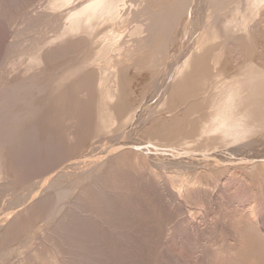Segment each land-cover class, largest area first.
Masks as SVG:
<instances>
[{"label": "rangeland", "instance_id": "rangeland-1", "mask_svg": "<svg viewBox=\"0 0 264 264\" xmlns=\"http://www.w3.org/2000/svg\"><path fill=\"white\" fill-rule=\"evenodd\" d=\"M62 1L63 0H58V1L56 0L54 1L53 0L52 1L51 0H10V1L0 0V72H1L0 73V86H1L0 87V97H1L0 106L3 105L2 108L5 109V111H7V109L10 108L8 109L10 113L8 111L7 113H9L12 116L11 118V117H8L10 115L6 114L3 116V118L6 117L5 119H1L2 117H0V120H1L0 123L2 122L3 125L6 124L7 127H12L11 126L12 120H15L13 121V125L15 126V132H14V126H13L14 134H12L9 139L5 138L6 141L3 140V143L5 144L0 142L2 144V146H0V151L3 150L2 152H0L2 153L0 154V159H1L0 160V214L2 212L0 216V240H1L0 241V264H41V263L44 264L45 261H48L51 258V256L52 258H55V259L51 258L49 262L50 261L55 262V260L58 259L55 262L56 264H213V263L214 264H264V258H263L264 257V242H263L264 241V171L262 172V170H264V164H263L264 163V145H263L264 144V133H262L263 136H261V134L260 136L255 135L253 137H251L252 135L251 136L249 135L248 136L249 138L246 135L245 139H244V136H245L244 134V136L241 135V138L243 136V139L241 140L236 139V141L234 139L231 140L230 138H228L230 140L228 141L227 144L218 145L215 148L204 149V151L203 149H200V151L197 150V147L195 146L196 145L195 142H194L195 144L193 143L185 144L183 147H190L193 150L177 158L167 156V157H164V159L159 160L158 158L152 156V154L155 152L164 153L158 149H152L153 151L149 150L150 152H147V155L145 157L146 159L144 162L142 161L141 158L140 160L139 158L137 159L135 158V160L137 161L136 162L135 160H133L134 158L130 159V155L123 154L122 156L118 158L117 160L118 162L116 161L117 164L115 163L116 165L115 166L113 165L112 169L108 170V172L106 173L102 172V175L99 174L101 173L100 170L103 167V165L106 164V161L108 159L113 158L115 156L114 154H118V153L121 154L124 148L125 149L134 148V147L126 146L127 148L124 147L123 149H116L115 151H113L111 155L106 156L107 155L106 153L112 148L111 146H114L115 144H119L123 140L128 143L133 142L132 137H133V140L141 137L139 133L141 134L144 131L146 132V129L147 128L149 129L151 127V125L150 127H148V125L152 124L153 121H154L153 124H155V122L158 121V119L162 118V115H163V118L169 119L170 121L173 118H176L177 116L180 117L184 115L183 109L185 108V106L181 104L180 102L179 105L182 108L180 106H177L178 105L177 103L175 104V106L177 107V110H175L176 108L175 106H174L175 107L174 109H168L167 104L164 102L166 98L164 95L165 87H162L158 91L157 94L155 93L153 94V92L151 93V97L153 95V98L151 97L148 98V100L150 99L151 102L145 101L146 103L144 107L146 106L148 107H146V109L142 111V114H141L142 116L140 115V118H139L140 120H138L140 124L138 123V125L137 124L135 125L136 127V129L134 127L135 130L132 129V127L127 128L123 130L125 134L123 135L117 134L116 136V131H114L113 129L112 131L108 132L105 135L100 134L99 137H96L94 139L85 138V141H84L83 140L84 138L82 139L83 137L82 134L85 131H87L86 129L90 126L88 125L90 124L89 122L90 119L89 118L86 119L85 116H87L88 114L87 108L91 104H93L92 92L88 91L87 87H84L83 88L84 90L81 89V91L83 92L81 93L77 92L78 95H75L76 97L73 95V93H71L72 95L70 94L69 91L73 90L72 87L74 86L73 84L78 79L77 76L68 80L65 84H63V86L61 87L62 89L60 88L61 90L58 89L54 93L50 92L51 87H53L52 86L53 76L45 75L42 78L38 79V81L37 79H35L37 82H34L35 80L33 79L32 80L29 79L33 75H36V74L41 75L40 74L41 70H43L42 66L36 67V65H33L31 62H29L31 61V53L37 47L32 44L33 43L32 41L34 40L31 38L32 34L30 32L31 31L35 32L34 34L38 33L40 35V38L38 39L39 41L41 37L45 38V40L42 38L43 41H46V40L48 42L52 40L59 41V40H54L56 36L55 34H57L56 29L57 28L58 29L60 28L69 29L71 26V21L69 20L70 19L69 16H71L72 14L71 12H67V10L65 9L68 6L69 0H65L64 2ZM74 1L76 0L69 1L70 2L69 5H74L72 4L74 3ZM50 3H53L55 7L58 6L57 8L54 7L55 10H57L61 6L62 12H64L65 10L66 11L62 13L61 8H59L60 10L59 11L60 14H59L58 10L57 11L52 10L54 8H52ZM198 3L201 4V2H198ZM62 4L63 5L67 4V6L65 5L62 6ZM68 8H70V6ZM48 10H49V13L47 12ZM41 11H45L43 13L45 14L47 13L49 18L47 16V17H44L45 19H43V16H42L43 13H39ZM262 12H264V4H263L261 15H260L261 18H264V14ZM36 13L39 14L40 20L38 19V16H37V20L36 18H34V14L36 17ZM66 14H68V16H65ZM51 15H55L52 17H56V18L51 17L54 20L53 21L51 19L52 20L51 22L56 23L55 25H53V23L51 22H50V25L47 24L50 21L49 19ZM60 15L61 17H63L62 19H60L61 18ZM125 16H127V14H125L124 17L122 16L118 18L117 21L119 22L114 23V25L116 24L115 27H117L115 29L116 34L110 33L111 32L110 31L108 33L109 37L111 35L112 36L110 38L107 37L108 39L106 38L105 40V41L107 40L111 41L114 38H116L117 42L111 41L112 47L113 45L117 47L120 43L124 42L123 40L126 38V36H127V39H129L130 34H131L130 35L131 38H133L134 26L132 25L129 26V28L132 27L131 30L133 31V33L131 30L129 32H127V30L126 31L123 30L124 28L122 27V25H125L127 22V19L129 18V16L128 18ZM29 18L35 19V20L33 19L32 20L35 21L33 23H36L37 28L36 26L32 28L29 27V25L30 26L35 25V24L32 25L31 19H30L31 23L30 22L28 23ZM41 18H42V21H41ZM260 19L257 21L258 24H253L252 26H250L251 31L249 32V34H253L255 32L253 36L255 35L254 38L256 37L255 41L258 42L257 44L264 43V28H263L264 20L263 19L260 20ZM25 20L27 23L25 22ZM60 20H62V22ZM43 21L44 22L47 21V23H45L47 24L45 26L46 28H44V26H41V24L38 25V22L44 24ZM121 21H122V25H121ZM237 22H239L238 19H237ZM26 25H28L30 30L31 29L32 30L29 31V28H27ZM57 25H60V28ZM126 25H128V23ZM254 25L255 26L257 25L258 28H256ZM42 27L44 29H42ZM51 27L56 28V29H54L53 31V28ZM121 27L123 30L122 33L120 31ZM126 27L128 28V26H125V29ZM24 28H27L28 31L27 29H24ZM202 28L197 29L195 34L192 33L193 31L192 30L191 33L193 34V36L190 33L192 38H189L190 37L189 33L187 34L188 36H186L185 39L181 42L182 44L180 43L182 46L179 45L180 49L183 50V52L180 51L179 49V52L176 53L177 52L176 50L174 53L175 56L177 55L179 56V54L185 53L187 49L192 52L193 50L195 51L194 48H196L195 52L197 54L201 52V50L199 52V49H197L195 45V41L198 40L196 39V37L199 38V36H201L202 31H204V28L203 30ZM20 30H25L26 36H24L25 34L18 35V32L21 33ZM126 32L130 34L125 35ZM78 33L80 34L81 32H78ZM78 33L76 32L75 34H72V36H70L71 35L70 34L69 35L70 37L67 36L66 38L60 41H68L72 39L71 37L80 38L83 36V34L79 35ZM38 34L36 35L37 37L39 36ZM113 34H114V37H113ZM36 36L35 38H37ZM236 37L242 38L241 35H236ZM120 38H122L123 40H119ZM221 38L223 39V40L221 39L222 41H220L222 43L225 37H221ZM127 39L125 40L127 41ZM108 41L107 43H109ZM228 41H229L228 46H227L228 48L226 47L227 50L225 49L227 53L225 51V54L228 55V59L232 60L233 63H235L237 60L243 61L244 58H246V56L250 57V54H249L250 52H254V51H250L251 50L250 43L247 42L245 38L242 39V42L241 41L238 42V40L233 41L229 39ZM29 44L31 46L33 45V49L29 47L30 46ZM51 44L52 45L50 46L53 47L54 46L53 43ZM235 45L239 47L238 49H241V50L243 49V53L241 50H238L237 47L235 49ZM188 46L190 47L188 48ZM27 47L31 49L29 48L27 49ZM26 49L28 51H26ZM78 54H83V51L80 50ZM61 58L62 57L59 56L58 60L61 61L62 60ZM238 61L236 63L242 62V61H239V62ZM27 65L30 69L27 67ZM31 67L32 68L35 67V68L32 69ZM105 75L107 76L106 73H104L102 76L105 77ZM43 78H45V80ZM99 78H100V75H99ZM42 79L44 80V82ZM29 80L34 83H31ZM159 84L161 85V81L160 82L156 81V84H154L155 90L160 88ZM17 88H19L20 91ZM67 89H68L69 94L66 93ZM41 91L42 93H37ZM60 91H63V94ZM151 91H153V89H151ZM35 92L37 93V95ZM58 93L62 95L61 96L62 100H60L59 101L60 104L58 103L57 105L56 99L58 98L57 97ZM49 94L51 95L49 96ZM163 95H164V101L163 100L161 101V99L163 98ZM2 97L4 100L2 99ZM71 98H73V100L69 101V99ZM53 99L55 101H53ZM67 101L70 102V104L68 103L69 105L65 103ZM49 102L50 104H48ZM162 102L164 105H162ZM40 104H41V107H43L41 108L42 113H40L39 111V113L42 114L41 115L42 118H40L41 116L39 117L38 112L35 114L36 115L35 118H34L35 115L32 118H29V116L25 114H21V113L20 115L19 114L16 115L17 111H19L20 108L24 109L28 105H31V107H34V108H38L40 107ZM62 104L64 105L60 106ZM65 106H67V108ZM82 107L83 109H81ZM2 108L0 107V111ZM11 108H12V113H11ZM49 108L52 111L48 110ZM61 109L64 110L65 114L68 111L70 115L66 114L65 118H68L70 116L69 120L65 121V118L63 120L61 119L57 120L53 118V113L55 114L54 116H56L58 115V111ZM163 109L165 112L163 111ZM85 111L87 114H84ZM156 112H160V114L162 115L160 116L158 113L157 115ZM175 112H177V114ZM180 112H182V114ZM3 113L4 112L0 113V116L3 115ZM152 113L156 115L154 116V114L152 115ZM169 113L171 114V116H169L170 115ZM165 115L166 116L168 115L169 117L168 116L166 117ZM22 116L24 118H22ZM37 116L38 118H40V120L39 119L37 120ZM82 116L84 117V119H82ZM172 116H176V117H172ZM87 117H89V115ZM7 118H11V119H8L10 123L7 120ZM18 118H21V119L18 120ZM29 119L31 120L29 121ZM2 120L3 121L7 120V121L3 122ZM85 120H87L88 123ZM190 120H191L190 117L185 116V121L183 122L181 118V121L183 122L185 127H183L184 125L182 124L183 126L179 128V129H182L183 131V132L182 131L180 132V134L182 133L181 137H180L179 130H178L177 133L179 135L175 134L174 135L175 139L178 138L179 140H183L184 138H187L186 135H188L190 132L191 124L189 123L188 128H187L186 123L192 121ZM16 121L18 123L15 124ZM58 121L61 126L58 125ZM84 122H86V124ZM8 123L10 125H8ZM20 123H23V124H20ZM156 124L158 125V122ZM62 125L64 127H62ZM7 127L3 126V128H6L7 130L12 129V128H7ZM3 128H0V131H2L1 129ZM142 128H145V129H142ZM183 128L184 130L185 129L188 130L187 131L188 133L186 132V130L184 131ZM6 129L4 130L7 131ZM63 130L65 131L64 133H63ZM51 131L55 132L54 135ZM126 132L127 133L130 132V134L127 135ZM184 132H186V135L183 134ZM65 133L66 135L70 134V137L68 139L65 136ZM51 134H52V137H51ZM63 134H64V137H63ZM131 134L132 135L134 134V135L132 136ZM1 135H4V134L2 133ZM182 135H184L185 137H182ZM60 136H62V138ZM169 137L170 136H168V138ZM49 138L53 139L54 142L51 140H48ZM174 138L172 137V140ZM196 138L197 140L196 139L194 140L198 141V143H201L200 142L201 139L198 140V137ZM136 140H139V139H136ZM160 140H162V142L166 144L165 142L166 138L164 140V138L162 139L161 137ZM160 140L159 138L155 139V141L157 142L159 141L158 143L162 145V142H160ZM177 140L176 142H179V140L178 141ZM194 140L192 139V141ZM253 140L255 142L251 144ZM0 141H2L1 137H0ZM64 141L66 142V144L64 143ZM185 141L190 142L191 139H186ZM55 142H56V145H55ZM84 143L85 144L88 143L91 145H89L90 146L89 147L88 145H85ZM6 145L7 146L9 145V146L7 147ZM60 145L62 147H60ZM218 147L220 148V151H218L219 150L217 149ZM64 148L66 149V151ZM85 148L86 150H84ZM57 150L58 152L63 151V153L61 152L59 153L62 155L64 154L63 155L64 158H62V155H59ZM104 154H106L105 156L108 157V159L104 156ZM206 154L209 156L211 155L210 157L212 158L207 157L205 160L204 155ZM219 154H221L220 157H218ZM164 155H167V154H164ZM63 160H66V161L64 162ZM75 160L76 161L79 160V161L76 162ZM203 161H205L206 163ZM145 162H147L146 163L147 165L145 164ZM261 163L263 164L262 167H261ZM148 164L150 166L153 164V166L151 167L155 168L154 170L156 171L159 177L154 176V173L149 169ZM214 169L215 170L217 169V171H215ZM175 171H177V174H180L178 171L184 173L183 176H186L188 178V181L191 182V183L189 182L190 183L189 187L184 185L185 187L183 186L184 188L183 187L181 188L182 191L180 190V193H177L176 189L172 188V185H170L171 181L168 179V177L171 176L172 174L174 175V173L176 176H179L176 174ZM190 174H192L193 176ZM84 175L86 176L88 175L87 177L89 179ZM187 175H189V177ZM79 177L82 179H80ZM48 178H51V181H52L51 182L49 180L48 181L49 184H47ZM86 180H90V181L87 183ZM77 181L80 182V184ZM81 181H84V182H81ZM50 184L52 185V187H50L51 186ZM58 188H59V191L63 189H66L67 191L65 195L62 197V199L60 198L61 201L60 199L52 201L53 203L52 209L55 207H56L55 208L56 210L57 208L59 209L61 208L59 210L60 212L58 213L59 216L57 214V215H54L53 217L52 214H51L52 216L50 215V211L49 213H47V208L51 205L50 198H48L47 196L53 193L52 189L56 191L58 190ZM43 197H46L45 199H49V200L43 202L42 201L44 199ZM56 201H59L60 205L57 206L58 202ZM80 211L82 213H80ZM258 233L260 235H258ZM254 238H257V240L260 239L258 240L260 243L256 244L257 247L255 244H254L255 246L253 245V242L251 243V241L255 240ZM261 246L263 247V250H261L262 249ZM34 249H35V252H37L36 257H38V259L35 257L36 258L35 260L33 256L34 258L33 261L36 262L38 260L36 263L35 262L33 263V261L31 260L32 257L29 256L28 254L30 252H33ZM36 249L38 250L36 251ZM49 250L51 252H49ZM260 250L262 253L260 252ZM257 251L260 253V255L257 253ZM43 252H44L43 254L44 257L46 255L49 256V257L47 256V258H44L46 260H44L43 257L42 259L40 257L43 255H40L39 253H43ZM45 252H47L48 254L45 255ZM11 253L13 256H11ZM30 255H35V254L30 253ZM29 257H31L30 262L28 259ZM40 259L43 261H41ZM49 262H47V264L51 263ZM55 263H51V264H55Z\"/></svg>", "mask_w": 264, "mask_h": 264}, {"label": "bare ground", "instance_id": "bare-ground-1", "mask_svg": "<svg viewBox=\"0 0 264 264\" xmlns=\"http://www.w3.org/2000/svg\"><path fill=\"white\" fill-rule=\"evenodd\" d=\"M56 1H58V0H56ZM64 1L65 0H63L62 2H64ZM69 1H71V0H69ZM69 1H68V6H67V4L66 5L64 4V5L67 6L65 8L67 10V12H71V14H72L71 15L69 13L71 15V16H69V18H70L69 20L71 21L70 28L69 29L60 28V25H57V26H59L60 29H58V28L56 29V28L51 27V28H53V31H54V29H56L57 30V34H58V35L55 34L56 36L54 35L55 38L53 36L54 40H59V41H53V40L49 41V42L47 40L43 41L42 40L43 37H41V39L39 41L38 39L40 38V35L37 33L39 35L37 37L36 36L37 34H34L35 32H32L31 31L32 29L30 30V28L35 27V26L37 28V25H36V23H33V22H35L33 20H35L34 18H36V20H37V16H38V19H39V14L36 13V17H35V14H34V18H29L28 23L29 22L31 23L30 19L31 20L33 19L32 20V25L33 24H35V25L30 26L28 24L30 28L28 27V25H26V26H27V28H29V31H31L30 32L32 34L31 38L34 40V41H32L33 43L32 42L31 43L34 46H37L36 49L31 53V61H29V62H31L33 65H36V67H41V66L43 67L42 68L43 70H41V73H40L41 75H37L36 74V75H33L29 79H31V80L32 79L33 80L37 79V81H38V79L42 78L45 75L46 76H49V75L53 76V81H52V83H53L52 86L53 87H51L50 92L54 93L56 90L60 89L63 86V84H65L68 80H70L73 77L77 76L78 79L73 84L74 86L71 85V86H73L72 87L73 90H71L72 92L69 91L70 94L73 93L74 96L78 95L79 92L80 93L83 92V91H81V89L84 90L83 89L84 87H87L88 91L92 92V94H93V96H92L93 104L90 103L91 105L87 108L88 109L87 110L88 114L86 113V111L84 113V114H87V116L89 115V117L85 116V118L86 119L87 118L90 119V121H89L90 124H88L90 126L89 127L87 126L88 127L86 129L87 131H85L82 134V136H83L82 139L84 138L83 139L84 141H85V138L86 139L87 138L88 139H90V138L94 139L96 137H99L100 134H102V135L104 134L105 135L108 132L112 131L113 129H114V131H116V136H117V134H119V135L125 134L124 131H123L124 129L131 128V127H132V129H134L135 125L136 124L138 125V123H139L138 120H140L139 118H140V115L142 114V111L145 110L146 107H148V106L144 107L145 103L149 102V101L151 102L150 99L148 100V98L151 97V93L153 92V94L154 93L157 94L158 91L162 87H165L164 88V95H165L166 98H165V101H164V95H163V98L161 99V101L163 100L167 104V108L168 109H174L176 107L175 104H177V103H178L177 106H180L179 105L180 102L186 108V109L185 108L183 109L184 111L182 110L184 115H182L180 117L179 116H177V117L176 116H172V117H176V118H173L171 121L169 119L163 118V115L160 114V112H156V114L158 113L160 116L162 115V118H160V119L156 118V119H158V121H156V119H155V121H156L155 124H153L154 121L152 122V124H149L148 127H150V125H151V127L149 129L146 127L147 128L146 132L144 131L141 134L139 133V135H141V137L136 138V139H139V140H136V139L133 140V137H132V141L133 142H131V143L129 142L128 143V142H125L122 139L123 141L121 140L122 141L121 143L115 144L114 146H111L112 148L106 153L107 155L104 154V156L105 155L106 156L111 155L113 153V151H115L116 149H123L126 146H130V147H134V148H131V149H125L124 148V150H123V152H121V154L120 153L114 154L115 156L113 158H110V159H108V157L105 156L108 160L106 161V164L103 165V167L101 168V170H100L101 173H99V174L102 175V172L106 173V172H108V170L112 169L113 165L115 166L117 164L118 158L120 156H122L123 154L130 155V159L134 158L133 160H135V158L136 159L139 158V160H140V158H141L142 161L144 162L145 159H146L145 157L147 155V152H150L149 150L158 149V150H160V151H162L164 153H159V152L156 153L154 151L155 153H153L152 156L158 158L159 160H162V159H164V157H167V156H171V157H176L177 158V157H179L181 155L183 156V154H187L188 152H191L193 149H191L190 147H183L185 144H189V143H193V144L196 143L195 146L197 147V150L200 151V149H203V151H204V149L215 148L218 145L227 144L230 139L231 140L234 139L235 141H236V139L237 140H241V139H243L244 134H245L244 139L246 138V135H247V137L249 135L250 136L252 135L251 137H253L255 135L256 136L257 135L260 136V134H261V136H263L262 133H264V43L257 44L258 42L255 41L256 37L254 38L255 35L253 36V34L255 32L253 31L254 32L253 34H249V32L251 31L250 26H252L253 24H258L257 21L261 18L260 15H261L262 7H263V4H264V0H76V1H74V3L71 2L74 5H69L70 4ZM59 2H61V1H59ZM198 2H201V4H199ZM50 4H51L52 8L55 7L53 3H50ZM64 5L62 4V6H64ZM69 6H70V8H68ZM57 7L58 6H56L55 8H57ZM55 8L52 9V10H55ZM59 8H61V6ZM59 8L57 9L58 12L60 11ZM57 10H55V11H57ZM43 12H45V11H41L39 13H43ZM47 12L49 13V10ZM61 12H62V8H61ZM64 12H62V13H64ZM53 13H55V12H53ZM53 13H51V14H53ZM262 13L264 14V12H262ZM44 14L45 13H43V15H42L43 19H45L44 17L48 16L47 13L45 14L46 16ZM59 14H60V12H59ZM125 14H127V16H125V17L128 18V16H129L128 19L126 18L127 19L126 24L128 23V25H126L124 22L123 23L125 25H122V21H121V25L124 28L123 30L124 31L127 30V32H129L131 30V28H132V27L129 28V26H131V25L134 26L133 38H131V36H130L131 34L130 33H129L130 34L129 35L126 32L125 35L128 34L129 35V39H127V36L125 38V39H127V41L125 39L123 40L122 38H120L119 40H123L124 42L120 43L117 47H115L113 45V47H115V48H113L112 45H111V41H114V42L116 41L117 42V39L114 38L116 40H114V39L111 40L112 39L111 38L110 39L111 41L107 40L109 43H107V41H105V40H106L107 37L110 38L112 36L111 35L109 37L108 33L110 31H111L110 33H115V29L117 27H115L116 24L114 25V23L119 22V21H117V19L122 17V16L124 17ZM55 15H51L50 16V19H49L50 21L48 20L49 23H47V21L44 22L45 21L44 20L43 21L44 24L47 23L48 25H50V22L53 20L52 18H56V17H52V16H55ZM65 16H68V14H66ZM21 17H23V16H21ZM60 17H61V15H60ZM48 18H49V16H48ZM62 18L63 17H61L60 19H62ZM237 19H238L239 22H237ZM261 19L264 20V18H261ZM56 20H55V22H56ZM41 21H42V18H41ZM60 21L62 22V20H60ZM25 22H26V20H25ZM51 23H53V25L56 24L54 22H51ZM40 24H41V26H44V28H46L45 26L47 24L44 25V24L38 22V25H40ZM67 25H68V23H67ZM125 26H128L129 30H128L127 27L125 29ZM122 27H121V30H120L121 33L123 32ZM202 27L204 28V31H202L203 30ZM255 27L258 28L257 25ZM27 28H24V29H27ZM44 28L42 27V29H44ZM200 28H202V30H200V31H202V33H201V36L198 35L199 38L195 36L196 39H198V40H196L197 42L195 41V45H196L197 49H199V52H200V50H201V52L200 53L198 52L199 54H197L195 52L196 48H194L195 51L193 50L192 52L187 49V51L185 50L186 51L185 53L179 54V56L178 55L175 56V54H174L175 51L177 50L176 53L179 52V49H180L179 45H181L182 44L181 42L185 39L186 36H188L187 34L189 33V35H190L189 38H192L191 34L192 33L195 34L196 30L200 29ZM263 28H264V26H263ZM17 31H19V30H17ZM27 31H28V29H27ZM191 31H192V33H191ZM255 31H257V30H255ZM20 32L21 33L18 32V35H22V34L24 35L25 34L24 36H26V31L25 30H20ZM76 32L77 33L81 32L80 34H83V36L82 37L79 36L80 38L71 37L72 39H70V40L66 39L68 41H60V40H63L64 38H66L67 36L68 37L72 36V34H75ZM132 33H133V31H132ZM117 34H119V33H117ZM236 35H241L242 38L241 37L237 38ZM35 36L37 38H35ZM76 36H78V35H76ZM192 36H193V34H192ZM113 37H114V34H113ZM119 37H120V35H119ZM221 37H225L224 38L225 42L224 41L222 43L220 42V41L223 40ZM244 38H245V40L247 42L250 43V46H251V50L250 51H254V52H250L249 53L250 57L246 56V58H244L243 61L239 60V61H242V62H239L237 60L239 63H236L237 61L235 63H233L232 60L228 59V55L225 54V51L228 48L227 47L228 46V42H229L228 39L229 40H233V41L238 40V42H240V41L242 42V39H244ZM43 39L45 40V38H43ZM248 39H249V41H248ZM36 40H38V41H36ZM189 41H190V39H189ZM50 42L53 43V45H54L53 47L54 48L50 46V45H52ZM33 45L32 46L30 45L29 47H31L33 49ZM187 45H189V44H187ZM190 45H191V43H190ZM238 46H239V44H238ZM29 47H27V49ZM189 47L190 46H188V48ZM236 47L237 46L235 45V49H236ZM31 48H29V49H31ZM183 48H185V47H183ZM238 48L239 47H237V49ZM27 49H26V51H28ZM80 50L83 51V54H78L80 52ZM238 50H241V49H238ZM180 51L183 52V50H181V49H180ZM241 51L243 53V49ZM226 53H227V51H226ZM59 56L62 57L61 61L58 60ZM12 62H14V61H12ZM32 64H31V66H32ZM28 65H27V67H28ZM34 68H32V69H34ZM104 73H106L107 76L106 75H105V77L102 76ZM99 75H100V78H99ZM43 79L45 80V78H43ZM44 80H43V82H44ZM51 80H52V78H51ZM37 81L35 80L34 82H37ZM156 81H159V82L161 81V85L159 84L160 88L155 90L154 84H156ZM34 82H31V83H34ZM46 88H47V86H46ZM17 89H19V88H17ZM151 89H153V91H151ZM19 91H20V89H19ZM37 91H39V90H37ZM60 92H62V94H63V91H60ZM69 92H68V89H67L66 93L69 94ZM91 92H89V93H91ZM37 93H42V91L41 92H37ZM37 93H36V95H37ZM74 93H76V94H74ZM50 95L51 94H49V96ZM39 96H41V95H39ZM61 96L62 95H60L58 93V96H57L58 98L56 99L57 105H58V103L60 104L59 101L62 100ZM55 97H53V98H55ZM151 98H153V95H152ZM2 99H3V97H2ZM6 99H7V97H6ZM71 100H73V98L69 99V101H71ZM53 101H55V100L53 99ZM53 101H51V102H53ZM61 103H62V101H61ZM65 103L66 104H68V103L70 104V102H68V101L65 102ZM87 103H89V102H87ZM28 104H29V102H28ZM48 104H50V102ZM26 105H27V103H26ZM53 105H54V103H53ZM63 105L64 104H62L60 106H63ZM162 105H164L163 102H162ZM2 106H0V107L2 108ZM65 107L67 108V106H65ZM41 108H43V107H41V104H40V107H38V108H34V107H31V105H28L24 109L20 108L19 111H17V113L15 112V113H16V115H18V114L20 115V113L21 114H25V115L29 116V118H32L38 112V115L40 117L42 115V114H40V113H42L41 112ZM2 109H1L0 113H2V112H4V113L6 112V113L5 114L3 113V115H1L0 117H2L1 119H5L6 117L3 118V116L6 115V114L10 115L9 114L10 111H8V109H10V108L7 109V111L9 113H7V111H5V109H3V111H2ZM62 109L58 111V115H56V116H54L55 114L53 113V118L54 119L63 120L66 117V114H69L68 111L65 114L64 110H62ZM68 109H69V107H68ZM78 109H79V107H78ZM81 109H83V107ZM48 110H50V108ZM55 110H57V109H55ZM175 110H177V107L175 108ZM39 111H40V113H39ZM50 111H52V110H50ZM163 111H164V109H163ZM11 113H12V108H11ZM167 113H168V111H167ZM175 113L177 114V112H175ZM180 113L182 114V112H180ZM144 114H145V112H144ZM153 114L154 113H152V115ZM156 114H154V116ZM169 116H171V114ZM185 116L190 117V119L192 120V121L190 120L191 122H187L186 123L187 128H188V124L189 123L191 124V127L189 125L190 132H189L188 135H186V132L188 130L185 129L186 132H184L183 134L186 135L187 138H184V139L181 138L183 140H179L178 138L175 139L174 135L178 134L177 133L178 130H179V134L182 131V129H179V128H181V126L184 125L183 122L185 121ZM8 117L12 118L11 115L8 116ZM35 117H36V115L34 116V118ZM69 117L65 118V121L69 120ZM11 118H7V120L11 119ZM22 118H24V117L22 116ZM40 118H42V116ZM40 118H38V116H37V120L38 119L40 120ZM181 118H182L183 122L181 121ZM19 119H21V118H18V120ZM82 119H84L83 116H82ZM7 120H4V121H7ZM30 120L31 119H29V121ZM13 121H15V120H12V124H11L12 127H7L6 124L3 125L2 122L0 123V125L2 124L4 127L12 128L11 130H7L6 128H3V126L1 125L0 128H3V129H1L2 131H0V132H1V134L3 133L4 135L0 134V137H1V140H2L0 142L3 143V140L6 141V139H9L11 137V135L14 134L15 126L13 125ZM21 121H23V120H21ZM85 121L88 123L87 120H85ZM86 122H84V123L86 124ZM157 122H158V125L156 124ZM9 123H10V121H9ZM9 123H8V125H10ZM16 123H18V122L16 121L15 124ZM38 123H39V121H38ZM63 123H64V121H63ZM20 124H23V123H20ZM20 124H19V126H20ZM50 125H52V124H50ZM58 125H60L59 121H58ZM64 125H65V123H64ZM13 126H14V132H13ZM54 126H55V124H54ZM62 127H64V126L62 125ZM183 127H185V125ZM4 129H6L7 131H5ZM135 129H136V127H135ZM142 129H145V128H142ZM183 130H184V128H183ZM64 132L65 131L63 130V133ZM130 132H128V133L126 132V134L129 135ZM52 133L54 135L55 132H52ZM66 133H65V136L68 139L70 137V134L66 135ZM181 134H180V137H181ZM184 135H182V137H185ZM241 135H243L242 138H241ZM2 136H3V138H2ZM168 136H170L169 137L170 139L168 138ZM188 136H190V137H188ZM51 137H52V134H51ZM60 137L62 138V136H60ZM63 137H64V134H63ZM152 137H154V138H152ZM157 137L159 138V140L161 139V137H162V139L164 138V140L166 138V140L169 141L170 143L165 140L166 144H164L162 142V140H160V142H162V145H160L158 143L159 141L158 142L155 141V139H158ZM172 137L174 138L173 139L174 141L172 140ZM175 137H177V136H175ZM196 137H198V140L201 139V141H200L201 143H198V141L194 140V139L197 140ZM228 138H230V139H228ZM152 139H154V140H152ZM177 139L179 140V142H176ZM186 139H191V141L187 142V141H185ZM192 139L194 141H192ZM48 140L53 141V139H50V138ZM128 141H129V139H128ZM9 142H11V141H9ZM253 142H255V141L253 140L251 142V144H253ZM7 143H8V141H7ZM64 143L66 144L65 141H64ZM3 144H5V143H3ZM55 145H56V142H55ZM85 145L89 146L91 144L86 143ZM0 146H2V144ZM60 147H62V146L60 145ZM21 149H23V148H21ZM217 149H219L218 151H220L219 147ZM54 150H56V149H54ZM84 150H86V148ZM227 150H228V148H227ZM2 151H0V152H2ZM65 151H66V149H65ZM57 152H58V150H57ZM59 152H61V151H59ZM27 153H28V151H27ZM61 153H63V151ZM210 153H212V152H210ZM0 154H2V153H0ZM164 154H167V155H164ZM59 155H62V154L59 153ZM63 155H62V158H64ZM220 155L221 154H219L218 157H220ZM210 156L207 155V154L204 155L205 160H206L207 157H210ZM52 157H54V156H52ZM101 158H102V156H101ZM210 158H212V157H210ZM255 158H257V157H255ZM179 159H177V160H179ZM195 159H197V158H195ZM100 160H98V161H100ZM63 161L65 162L66 160H63ZM77 161H79V160H77ZM82 161H84V160H82ZM71 162H73V161H71ZM80 162H81V160H80ZM203 162H205V161H203ZM232 162H233V160H232ZM146 163L147 162H145V164ZM159 163H160V161H159ZM173 163H171V164H173ZM60 164H62V163H60ZM263 164L261 163V167H262ZM45 165H46V163H45ZM64 166H65V164H64ZM69 166H71V165H69ZM151 166H153V164ZM151 166L148 164V167L154 173V176H158V174L154 170L155 168H152ZM79 169H81V168H79ZM59 170H60V168H59ZM215 171H217V169ZM263 171L264 170H262V172ZM54 172H56V171H54ZM175 172L177 174V171H175ZM178 172L180 174H182V175L177 174L180 177L176 176L175 173L173 172L174 175L172 174L171 176H169L170 178L168 177V179L171 181L170 185H172V188H175L176 192L180 193L181 188L184 185L189 187V184L191 182L188 181V178L186 176H183L184 173H182L180 171H178ZM60 174H62V173H60ZM81 174H83V173H81ZM21 175H23V174H21ZM64 175H66V174H64ZM190 175H192V174H190ZM17 176H19V175H17ZM84 176H86V175H84ZM187 176L189 177V175H187ZM32 177H34V176H32ZM54 179H55V177H54ZM80 179H82V178H80ZM49 180L51 181V178H48L47 182ZM52 180H53V178H52ZM86 181L88 183L90 180H86ZM81 182H84V181H81ZM78 183L80 184V182H78ZM47 184H49V182ZM83 185H84V183H83ZM39 186H40V184H39ZM50 187H52V185ZM38 189H40V188H38ZM52 190H53V193L51 195L47 196L48 198H50V203H51V205L47 208V213H49V211H50V215L52 214L53 217H54V215H57L60 212L59 210L61 208L60 209L57 208V210H56L55 209L56 207H55V208L52 209V207H53L52 206V204H53L52 201L60 199V198L62 199V197L65 195L67 190L63 189V190L59 191V188H58V190H56L57 192L54 191V189H52ZM43 198H44L42 200L43 202L49 200V199H45L46 197H43ZM61 199H60V201H61ZM56 202H58V204L56 203L57 206L60 205L59 201H56ZM84 212H86V211H84ZM111 212H113V211H111ZM3 213H4V211H3ZM61 213H62V211H61ZM80 213H82V212L80 211ZM1 214H2V212H1ZM1 214H0V216H1ZM47 216H49V215H47ZM58 216H59V214H58ZM55 217H57V216H55ZM53 219H55V218H53ZM253 219H254V217H253ZM54 221H56V220H54ZM60 223H61V221H60ZM71 229H72V227H71ZM23 231H24V229H23ZM2 235H3V233H2ZM258 235H260V234L258 233ZM253 236H254V234H253ZM257 238H254L255 240L252 239V240H254V241H251V243L253 242V245L254 244L256 245V244L260 243L258 241L260 239L257 240ZM27 242H29V241H27ZM263 242H262V244H263ZM251 247H253V246H251ZM256 247H257V245H256ZM37 250L38 249H36V251ZM261 250H263V247H262ZM261 250H260V252H261ZM258 251H257V253L260 255V253ZM47 252H45V255L48 254ZM49 252H51V251L49 250ZM30 253L31 254L34 253L35 255H30ZM30 253H28V254L32 258L31 257L28 258L29 262L31 260L33 261L34 258L37 256L36 255L37 252H35V249H34L33 252H30ZM39 254L43 255L44 252L43 253H39ZM53 254H54V252H53ZM40 255H38V256H40ZM11 256H13L12 253H11ZM33 256H34V258H33ZM47 256L48 255H46L44 257V255H43V256H40V257H41V259H42V257L44 259V258H47ZM246 256H247V254H246ZM5 257H6V255H5ZM209 257H210V255H209ZM30 258H31V260H30ZM36 258L38 259V257H36ZM36 258H35V260H36ZM51 258H52V256H51ZM52 259H55V258H52ZM44 260H46V259H44ZM49 260L45 261V263L47 264V262H49ZM57 260H55V262ZM41 261H43V260H41ZM34 262L35 261H33V263ZM55 262L52 261L51 263H55Z\"/></svg>", "mask_w": 264, "mask_h": 264}]
</instances>
